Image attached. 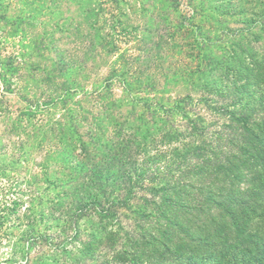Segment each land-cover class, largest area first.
<instances>
[{"label": "rangeland", "instance_id": "374dc122", "mask_svg": "<svg viewBox=\"0 0 264 264\" xmlns=\"http://www.w3.org/2000/svg\"><path fill=\"white\" fill-rule=\"evenodd\" d=\"M0 264H264V0H0Z\"/></svg>", "mask_w": 264, "mask_h": 264}]
</instances>
